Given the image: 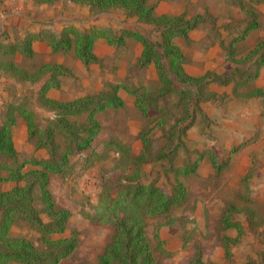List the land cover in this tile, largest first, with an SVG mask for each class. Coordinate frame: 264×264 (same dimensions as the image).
Segmentation results:
<instances>
[{"label": "rangeland", "instance_id": "374dc122", "mask_svg": "<svg viewBox=\"0 0 264 264\" xmlns=\"http://www.w3.org/2000/svg\"><path fill=\"white\" fill-rule=\"evenodd\" d=\"M147 2L155 14L200 17L185 39H174L183 55L184 72L201 78L192 85L169 75L171 84L184 90L185 97L160 93L153 64L139 65L142 46L131 39L120 47L97 39L91 63L81 62L72 50L53 51L45 40L31 43L29 57L19 52L0 54V123L7 106L16 103L34 114L41 130L54 119L55 109L38 96L39 87L51 74L44 70L46 66L67 72L56 75L57 85L44 95L55 104L84 98L96 101L109 96L113 86L122 100L120 107L95 115L99 130L89 148L69 157V170L48 176L54 203L69 212L65 230L51 238L74 237L76 241L74 250L59 264L98 263L121 217L117 202L126 187L152 185L172 193L176 180L184 188L182 201L167 211L144 214L143 229L153 264H189L195 257L204 264H264V158L260 161L254 152L264 140V62L255 70L264 52V43L258 45L264 40V0ZM249 9L256 13L257 26L241 36L251 19ZM0 18V45L23 42L30 33L59 35L66 25L80 31L131 29L159 41L153 25L122 8L103 10L71 0H0ZM161 61L165 64L163 57ZM133 89L143 93L151 110L149 118L134 105L135 95L129 92ZM13 119L15 156L0 157V161L17 164L24 159H51L46 149L28 137L24 119L18 113ZM67 119L78 127L87 124L86 112ZM147 130L144 152L140 134ZM54 139L57 151L67 143L59 134ZM197 157L195 170L181 174ZM212 157L222 164L220 170H215ZM28 169L33 167L26 165L23 170ZM23 184L0 181V191ZM33 194L34 206L40 209L36 190ZM40 217L44 223L50 221L43 212ZM226 220L237 223L239 230L226 226ZM9 235L44 249L37 229L24 220L14 223ZM224 237L230 239L228 259Z\"/></svg>", "mask_w": 264, "mask_h": 264}, {"label": "trees", "instance_id": "16d2710c", "mask_svg": "<svg viewBox=\"0 0 264 264\" xmlns=\"http://www.w3.org/2000/svg\"><path fill=\"white\" fill-rule=\"evenodd\" d=\"M37 2H50L53 0H35ZM84 2L93 5L97 9L122 8L144 23L151 24L158 31L159 41H151L138 31L131 29H120L111 31L102 27H91L86 31H80L72 25L64 26L59 35L48 32L27 34L20 43H8L0 45V54L19 52L29 57L32 55L31 43L36 40H45L51 50L67 51L72 50L74 55L83 63L95 61L92 54L93 44L97 39H103L113 47H120L127 39L139 42L142 46L138 63L141 66L152 63L160 83V93L175 92L180 97H185L184 90H177L171 84L172 78L180 83L196 85L200 83V77L187 75L183 70V55L174 43L175 38L185 39L189 31L194 29L200 21V17H185L183 15L155 14L153 7L147 0H71ZM251 19L243 28L241 36L257 26L256 13L249 9ZM264 40L259 42L262 45ZM165 59V64L161 58ZM264 62V52L255 62L257 66ZM11 66V65H10ZM49 70L48 79H45L38 89V96L43 103L54 108L55 117L49 121L43 130L35 123L34 114L24 104H10L6 108L4 120L0 123V157L13 158L15 149L12 144V127L14 125L13 114L18 113L25 121L27 134L33 138L35 145L47 150L51 159H24L17 164H9L0 161V181L19 180L24 181L23 185H15L6 191H0V264L17 262L21 264H59L75 248L74 237L66 240L52 239L51 236L61 234L69 218V212L57 207L48 190V176L50 173L59 174L69 170V157L80 154L84 149L91 146L94 136L99 130L95 115L106 108H118L122 100L116 93L113 86L109 96L101 97L96 101L90 99H77L64 104H55L54 101L46 98V91L57 85L54 81L56 75H65L67 72L59 67L46 66ZM256 75L254 72L253 76ZM135 95L134 105L146 118L150 117L151 110L147 107L143 93L137 89L129 91ZM259 93V90H255ZM86 112V126L78 127L74 122L67 119L69 116H77ZM149 131L141 132L142 145L147 152ZM59 134L66 138L67 143L57 151L58 145L54 136ZM237 148H232L231 152ZM197 157L194 162L180 170L181 174L191 173L195 170ZM215 170H220L222 164H218L212 157ZM26 165L33 169L23 170ZM36 200L41 208L34 206L35 190ZM118 197V195H116ZM124 196L127 199H124ZM115 198L113 204L118 198ZM119 197L121 217L114 226L110 242L104 247L98 257L97 264H153L152 250L144 234V214L151 210L160 212L167 211L170 206L178 204L184 198V188L179 180H176V187L172 193L144 184L128 186ZM43 212L50 220L47 223L41 221L40 213ZM18 220H24L31 227L37 229L39 241L44 249H38L32 242L23 238L10 236L11 226ZM224 224L239 230L235 222ZM230 239L224 237V257L230 255ZM189 264H204L199 257H195Z\"/></svg>", "mask_w": 264, "mask_h": 264}, {"label": "crops", "instance_id": "0c3cea01", "mask_svg": "<svg viewBox=\"0 0 264 264\" xmlns=\"http://www.w3.org/2000/svg\"><path fill=\"white\" fill-rule=\"evenodd\" d=\"M1 18H0V22H1ZM0 27H3L2 24L0 23ZM262 71H260L261 73ZM258 89V88H256ZM264 140H263V146L261 144H258L257 147H255L254 152H255V156L259 157V160L262 161V158H264Z\"/></svg>", "mask_w": 264, "mask_h": 264}]
</instances>
